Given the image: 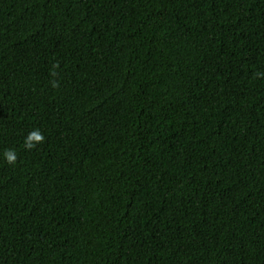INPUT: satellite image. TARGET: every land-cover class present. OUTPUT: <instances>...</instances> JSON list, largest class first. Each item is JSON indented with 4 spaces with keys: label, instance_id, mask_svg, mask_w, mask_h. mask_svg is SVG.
<instances>
[{
    "label": "trees",
    "instance_id": "trees-1",
    "mask_svg": "<svg viewBox=\"0 0 264 264\" xmlns=\"http://www.w3.org/2000/svg\"><path fill=\"white\" fill-rule=\"evenodd\" d=\"M0 264H264V0H0Z\"/></svg>",
    "mask_w": 264,
    "mask_h": 264
},
{
    "label": "clouds",
    "instance_id": "clouds-1",
    "mask_svg": "<svg viewBox=\"0 0 264 264\" xmlns=\"http://www.w3.org/2000/svg\"><path fill=\"white\" fill-rule=\"evenodd\" d=\"M33 136H35L37 140L41 139V137H39L38 135H36V133H33ZM6 158H7V161L9 163L13 162L14 159H15L14 155H12V154H8Z\"/></svg>",
    "mask_w": 264,
    "mask_h": 264
}]
</instances>
